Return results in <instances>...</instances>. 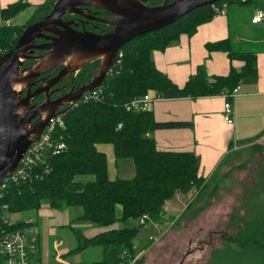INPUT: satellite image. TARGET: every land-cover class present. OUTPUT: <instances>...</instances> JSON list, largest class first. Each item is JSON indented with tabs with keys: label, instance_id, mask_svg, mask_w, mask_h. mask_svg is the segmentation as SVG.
<instances>
[{
	"label": "trees",
	"instance_id": "16d2710c",
	"mask_svg": "<svg viewBox=\"0 0 264 264\" xmlns=\"http://www.w3.org/2000/svg\"><path fill=\"white\" fill-rule=\"evenodd\" d=\"M53 1L43 0L32 17L22 24L1 21L9 20L23 10L28 5L27 0L0 6V54L10 49L22 29L46 13ZM221 1L199 5L164 26L126 41L120 47L119 62L112 66L99 86L102 93L99 99L79 101L63 114L61 134L66 148L46 156L37 176L8 183L0 191V214L3 204L7 205L11 215L24 214L29 209H38L44 199L50 208L80 207L82 212L78 219L97 226L138 219L143 213L147 214V219L158 223L164 218L165 201L177 193L189 194L191 190L205 187V178L198 175L197 155L190 151L159 149L152 137L156 128L181 127L190 123L157 121L151 110H128L125 104L131 97L149 91L164 99L221 94L238 85L243 77L255 75V59L243 54L244 64L238 70L230 67L228 74L208 75L203 65H197L186 81L177 85L151 59L153 50L176 41L181 33L191 34L197 25L210 20L215 14L213 6ZM206 48L232 53L228 38L207 43ZM32 61L33 58L24 60L23 66ZM98 67L99 60L95 59L80 68L79 82H89ZM98 144H110L115 158L133 161V176L109 178L107 157L96 147ZM254 146L262 148L264 142ZM46 168L47 172L44 171ZM78 175H91L93 180H76ZM118 208L120 216H117ZM1 222L0 216V226ZM260 223L264 225V219L258 221ZM25 226L24 217H21L11 227ZM71 228L77 250L90 245L102 247L101 259L88 264H130L131 242L137 233L134 226L110 227L90 236L83 234L80 228ZM34 260H39L38 248ZM0 264H4L2 255Z\"/></svg>",
	"mask_w": 264,
	"mask_h": 264
},
{
	"label": "rangeland",
	"instance_id": "374dc122",
	"mask_svg": "<svg viewBox=\"0 0 264 264\" xmlns=\"http://www.w3.org/2000/svg\"><path fill=\"white\" fill-rule=\"evenodd\" d=\"M14 1L0 0V4ZM34 8L35 4L27 5L1 22L22 24L32 17ZM241 29V25L233 27L229 36H236ZM96 147L106 154L109 178L133 176V161L115 158L110 144ZM75 179L85 182L93 180V176L78 175ZM204 184L202 189L182 195L181 201L177 196L165 201L164 218L158 223L150 219L140 223L138 218L97 226L78 219L80 207L50 208L44 199L38 209L13 214L11 219L33 220L38 262L42 264L60 260L88 264L101 259L99 245L76 249L72 226L80 228L86 236L110 227L134 226L137 233L131 242L130 264H264V225L258 224L264 219V147L243 145L231 151L205 178ZM117 216H120L119 208Z\"/></svg>",
	"mask_w": 264,
	"mask_h": 264
},
{
	"label": "water",
	"instance_id": "95a60500",
	"mask_svg": "<svg viewBox=\"0 0 264 264\" xmlns=\"http://www.w3.org/2000/svg\"><path fill=\"white\" fill-rule=\"evenodd\" d=\"M214 1L173 0L146 5L141 0H54L50 9L28 23L14 45L0 54V182L10 176L26 147L37 139L50 117L64 114L81 93L103 82L116 52L126 41ZM84 4L111 12L102 20L112 27L102 33L73 28L63 16L79 11L77 7ZM39 38L44 41L37 42ZM34 49L42 51L33 54ZM32 58L29 65L23 66L24 60ZM95 59H99L95 76L74 91L67 100L69 105L60 110L57 108L62 103L50 107L56 101L48 99L49 87ZM56 67H61L56 75L30 89L37 76ZM67 67L69 71L65 70ZM40 92L45 93L44 100L31 103Z\"/></svg>",
	"mask_w": 264,
	"mask_h": 264
},
{
	"label": "crops",
	"instance_id": "0c3cea01",
	"mask_svg": "<svg viewBox=\"0 0 264 264\" xmlns=\"http://www.w3.org/2000/svg\"><path fill=\"white\" fill-rule=\"evenodd\" d=\"M27 1L28 5L35 4V11L43 0ZM243 5L246 7L228 4L224 13L214 14L210 20L197 25L191 34L181 33L176 41L151 52L155 66L177 85H182L197 65H203L208 75H225L230 67L241 68L244 64L241 55L255 59V75L243 77L230 98L231 123L226 122L222 113V93L195 98H157L150 103L149 110L157 121L190 123L154 129L152 137L156 147L193 152L198 157V175L204 178L210 176L231 151L264 141V19L252 23L250 18L256 3ZM237 25L242 26L241 31L230 37L231 29ZM225 38L231 45L230 55L223 50L206 48L207 43ZM232 40L245 42L233 43ZM182 195L185 196L177 193L173 198L177 196L181 201Z\"/></svg>",
	"mask_w": 264,
	"mask_h": 264
},
{
	"label": "built area",
	"instance_id": "2783aa9c",
	"mask_svg": "<svg viewBox=\"0 0 264 264\" xmlns=\"http://www.w3.org/2000/svg\"><path fill=\"white\" fill-rule=\"evenodd\" d=\"M247 4L256 3L253 14L251 15L250 21L253 23H259L264 19V0H222L219 5L213 6V12L224 13L225 7L228 4ZM261 3V5L259 4ZM8 24V22H6ZM120 49L116 52L114 63L119 62L117 59L120 57ZM112 65V66H113ZM112 66L107 70L106 74L110 73ZM105 74V75H106ZM238 85L232 88L230 91H224L223 103V116L227 123L232 122V113L230 98L237 91ZM101 88L95 87L87 90L80 94L74 105L78 104L79 101H88L99 99ZM153 92H145L141 96L131 97V99L125 104L128 110H147L149 109L150 103L157 99ZM63 114H55L48 119L46 124L37 137V139L31 142L25 149L23 155L19 159L14 170L10 176H6L0 182V191L4 189L8 183H16L20 180L37 176L40 173V163L44 161L48 155L59 153L66 148V143L62 139L61 130L64 128L62 119ZM120 125V124H119ZM118 125V126H119ZM48 171V168L44 169ZM3 212L0 214L2 219V225L0 226V255L4 257V264H42L38 260H34L37 246V237L32 228V219H24L26 226L24 228H12L14 221L11 219V214L7 210V205L3 204ZM146 214H142L139 218L140 223H143L147 219ZM40 259V256H39ZM53 264H87V263H72L66 260H60ZM125 264V263H121Z\"/></svg>",
	"mask_w": 264,
	"mask_h": 264
},
{
	"label": "flooded vegetation",
	"instance_id": "af4514ba",
	"mask_svg": "<svg viewBox=\"0 0 264 264\" xmlns=\"http://www.w3.org/2000/svg\"><path fill=\"white\" fill-rule=\"evenodd\" d=\"M173 0H141V2L145 3L146 5H158L163 2L169 3L172 2ZM77 12H71L68 14H65L63 16L64 19L70 20L71 21V26L77 30L85 29L88 31H92L95 33H102L106 32L109 30L112 25L104 22L102 18H106L112 15L111 12L91 6V5H79ZM40 39V38H39ZM44 41V39H41ZM39 40V41H41ZM37 40V42H39ZM42 50L39 49H34L33 54H39L41 53ZM99 60V59H98ZM61 67H56L53 68L35 78L32 82H34L30 89H34L37 85L41 84L43 81L53 77L56 75V73L60 70ZM66 71H69V68L67 67L65 69ZM79 71V70H78ZM78 71L66 74L64 77H62L60 80H58L56 83L51 85L48 90V99L52 101H56L54 103H50V107H54L60 103H62L57 110H60L67 105H69L68 99H70L76 91L77 88H79L81 85L85 83H80L79 82V75ZM102 84V83H101ZM100 84V85H101ZM99 85V86H100ZM98 87V86H97ZM25 90H23L22 95L24 94ZM36 98V99H35ZM45 98V93L40 92L34 98L32 99V102H37L40 103L44 100Z\"/></svg>",
	"mask_w": 264,
	"mask_h": 264
}]
</instances>
